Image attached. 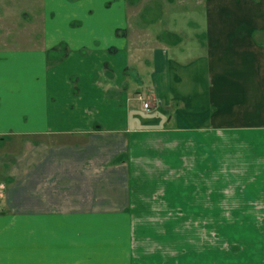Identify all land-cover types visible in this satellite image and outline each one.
Returning a JSON list of instances; mask_svg holds the SVG:
<instances>
[{
	"label": "crops",
	"instance_id": "crops-1",
	"mask_svg": "<svg viewBox=\"0 0 264 264\" xmlns=\"http://www.w3.org/2000/svg\"><path fill=\"white\" fill-rule=\"evenodd\" d=\"M23 1L0 0V264H264V0Z\"/></svg>",
	"mask_w": 264,
	"mask_h": 264
},
{
	"label": "rangeland",
	"instance_id": "rangeland-1",
	"mask_svg": "<svg viewBox=\"0 0 264 264\" xmlns=\"http://www.w3.org/2000/svg\"><path fill=\"white\" fill-rule=\"evenodd\" d=\"M134 1L135 0H128L130 5L133 4ZM23 2H24L23 0H15V5L22 8V7H24ZM133 13H134V11L132 12V15H133ZM20 16H21L20 20H22V19H23V21L26 20L25 18L22 17V15H20ZM17 22H18V20H17ZM23 27L24 26H22L21 29H23ZM34 138L35 139H42V137H39V136L33 137V139ZM65 141L69 142L72 140L69 137L67 138V136H66ZM15 142L17 143L16 147L20 148V147H22V145L24 143V138L19 137L15 140ZM136 221H138V224L142 223V225H144L145 222L149 225H153V223L150 224V222H152L154 220L136 219ZM182 221H184V220H177V222H178L177 224L181 223ZM226 221H228V220H222L221 224L222 223L226 224ZM178 228H179V225H178ZM231 228H232V225L225 226L227 233H224V235H223V233L220 232L223 235V237H225L226 239H229L231 241L230 244H232V241H233V233L231 231ZM210 246L211 245L209 244L206 247L205 246L204 247H201V246L194 247L193 249H189L186 251L187 252L186 258H184V255H183L181 258L178 256V259L175 258V260H177L180 264H224V262H226V258L224 256H225L227 250L223 249V248L222 249L217 248L215 250L220 251L219 253H217V251H215L214 249H211ZM215 247H216V245L213 246V248H215ZM136 248H137V245H136ZM207 248H208V251H207ZM201 250H203V251H201ZM212 250H214V251H212ZM146 261L148 262V260H146ZM244 262L245 261L242 259L241 263L243 264Z\"/></svg>",
	"mask_w": 264,
	"mask_h": 264
},
{
	"label": "built area",
	"instance_id": "built-area-1",
	"mask_svg": "<svg viewBox=\"0 0 264 264\" xmlns=\"http://www.w3.org/2000/svg\"><path fill=\"white\" fill-rule=\"evenodd\" d=\"M139 98L143 101L144 107L147 109L151 108V104L148 100L145 99L143 94L139 95ZM3 185H0V196L2 195Z\"/></svg>",
	"mask_w": 264,
	"mask_h": 264
}]
</instances>
